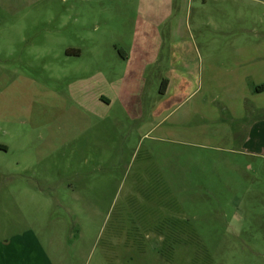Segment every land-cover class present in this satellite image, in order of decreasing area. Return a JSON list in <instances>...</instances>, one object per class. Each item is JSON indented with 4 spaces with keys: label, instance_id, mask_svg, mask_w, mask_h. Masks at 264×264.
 Returning a JSON list of instances; mask_svg holds the SVG:
<instances>
[{
    "label": "rangeland",
    "instance_id": "obj_1",
    "mask_svg": "<svg viewBox=\"0 0 264 264\" xmlns=\"http://www.w3.org/2000/svg\"><path fill=\"white\" fill-rule=\"evenodd\" d=\"M185 7L173 33L51 14L27 31L49 56L0 29V239L31 230L53 264H264V70L237 63L264 62V0Z\"/></svg>",
    "mask_w": 264,
    "mask_h": 264
},
{
    "label": "crops",
    "instance_id": "obj_2",
    "mask_svg": "<svg viewBox=\"0 0 264 264\" xmlns=\"http://www.w3.org/2000/svg\"><path fill=\"white\" fill-rule=\"evenodd\" d=\"M42 1L41 4L38 2ZM66 3L68 0H61ZM71 5L68 6H58L53 7L48 5L47 0H0V22L2 21V15L6 13L7 18H11L9 24L11 27L2 26L1 28H8L11 30L12 38L11 41L15 43L25 44L23 47H12L11 55L17 56H26L28 57L32 52L42 53L43 55H50V51L46 49L45 42L42 40L39 44L43 43L44 48L41 50L40 46H34L33 41H29L27 31L32 30L36 25L50 26L51 14L58 13V18L62 19L60 26L66 27L71 25V21H74V24L77 23L80 26L82 25V13L89 10L91 13L97 14L98 12L102 13L104 11H113L118 13L121 17V20L128 19L129 15L135 12L134 17V26L138 27L141 30L144 28H151L152 30L158 31L161 27L160 25H167L168 22H172V33L175 30V25L179 23H184L185 18L183 14L186 0H123L122 5L118 6H107L101 7L99 11L98 5H94L93 1L98 0H69ZM90 2L89 5H78L80 2ZM44 2L46 4H44ZM38 3V4H37ZM136 4V6L134 5ZM104 10V11H103ZM69 12V14H67ZM177 12V13H175ZM180 12V13H179ZM46 17L47 20L44 18ZM42 18V23L40 22ZM139 32L137 33V35ZM134 37L133 42H141L140 37ZM16 37V38H15ZM139 41V42H138ZM115 48H118V45L114 44ZM63 57L65 59H73V57H79L82 55V49L74 45H66L62 47ZM120 54L122 58L129 59L130 55L134 54L136 60L139 61V64L136 66L138 71H143L146 67L144 62V52L140 50L137 46H132L129 48V52H126L122 48L120 49ZM19 58V57H17ZM152 56L151 60H154ZM259 55H252L250 53H243L238 55V66L244 68L243 71H246L247 68L251 67V70L260 69V66L264 70V62L260 65ZM262 58L264 56L262 55ZM261 61H264L262 59ZM254 93L261 94L264 92V81L258 82L253 90ZM102 99H105L108 104L112 103V99L108 96H102ZM258 106L263 107L257 103ZM260 121L264 122V116L258 117ZM258 121V124H262ZM0 264H53L49 256L47 255L43 245L40 243L37 236L30 230L24 231L21 234H15L10 236L8 239H0Z\"/></svg>",
    "mask_w": 264,
    "mask_h": 264
},
{
    "label": "trees",
    "instance_id": "obj_3",
    "mask_svg": "<svg viewBox=\"0 0 264 264\" xmlns=\"http://www.w3.org/2000/svg\"><path fill=\"white\" fill-rule=\"evenodd\" d=\"M164 92V91H163Z\"/></svg>",
    "mask_w": 264,
    "mask_h": 264
}]
</instances>
